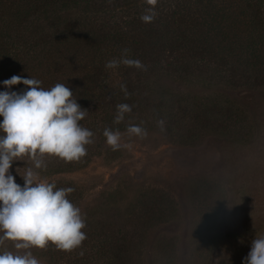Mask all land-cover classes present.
<instances>
[{"label":"rangeland","instance_id":"1","mask_svg":"<svg viewBox=\"0 0 264 264\" xmlns=\"http://www.w3.org/2000/svg\"><path fill=\"white\" fill-rule=\"evenodd\" d=\"M143 1L132 0L136 6ZM9 3L0 0L1 40L15 27ZM127 3L116 1L119 8ZM200 3L216 12L210 31H198L212 55L195 58L191 67L187 62L194 58L187 55L181 72L162 67L169 56L162 64L141 63L126 74L113 68L100 76L92 46L97 37L92 30L89 39L84 36L82 7L56 17L62 25L47 29L46 36L54 33L43 54L23 50L33 57V63L22 62L32 66L26 78L39 79L45 90L71 85L72 98L86 109L78 122L93 133L85 156L66 162L46 154V167L34 169L39 181L73 189L67 199L80 209L86 239L71 251L51 242L17 250L6 240L0 251H31L39 264H242L252 240L264 236V0H194L202 12ZM68 24L76 29L69 47L63 43ZM181 26L184 36L194 35L190 23ZM9 49L0 42V63ZM188 68L202 76L184 78ZM82 70L97 75L83 81ZM207 96L215 101L195 129L187 104ZM121 103L132 110L117 124ZM129 125L143 134L129 135ZM105 128L119 130L120 148L106 143ZM22 160L9 170L21 186L22 175L34 167L28 156Z\"/></svg>","mask_w":264,"mask_h":264},{"label":"clouds","instance_id":"2","mask_svg":"<svg viewBox=\"0 0 264 264\" xmlns=\"http://www.w3.org/2000/svg\"><path fill=\"white\" fill-rule=\"evenodd\" d=\"M157 2L145 0L149 7L141 16L142 21L151 22L155 18ZM123 51L125 55L120 61L110 60L105 67L115 68L119 63L142 67L139 60L127 58V49ZM20 83L28 87L11 90V86ZM0 84L5 88L0 90V245L11 240L15 249L20 250L45 248L51 242L58 250L71 251L86 239L81 231L85 222L80 209L67 199L73 189L39 181L34 169L46 167L42 160L46 154L66 162L85 156V145L93 142V133L78 122L87 114L86 109L81 108L77 99L72 98L73 91L62 83L45 90L39 79L12 75ZM116 107L114 122L118 124L132 109L126 103ZM159 123L163 126V121ZM127 132L140 136L143 129L129 125ZM103 135L113 150L121 147L119 130L105 128ZM24 156L31 159L34 167L22 175L21 186L9 170L14 161ZM0 264H39V261L31 251L23 254L0 251ZM242 264H264V236L252 240Z\"/></svg>","mask_w":264,"mask_h":264},{"label":"trees","instance_id":"3","mask_svg":"<svg viewBox=\"0 0 264 264\" xmlns=\"http://www.w3.org/2000/svg\"><path fill=\"white\" fill-rule=\"evenodd\" d=\"M109 1L115 2L112 5L105 4ZM116 1L124 3L128 1V3L119 8V4H116ZM193 3L194 0H158L155 5V18L151 22H144L141 20V16L145 14V10L149 7L145 1L136 6L132 0H10L9 8L13 12L14 20H9V25L13 23L15 27L7 32L6 37H4L5 39L7 38L6 40L0 39V42L8 43L10 46V49L6 50V54L3 52L5 57L2 58L0 63V81L8 79L12 75L27 77L28 71L31 70L32 66L27 67L22 62L33 63V57L30 55L28 57L27 55L32 47L37 48L39 54H43L46 51L45 47L50 43L47 36L50 37L54 33V31H51L50 33L52 34L45 35L49 26L53 25V28L54 26L56 28L60 27L61 23H55L56 17L60 16L61 13L76 10L78 7H82L84 12V22L81 23V26L86 29L84 36L89 39L88 32L92 30L94 37H97L98 42H95L96 45L93 44L92 46L95 47V50L96 48L98 49V51L96 50V57H98V61L101 62L102 66H98L97 63L95 69L96 71H101L100 76L106 71L113 69L105 67L108 61L121 60L122 56L125 55L124 49L128 50L127 58L139 60L142 64L151 62L162 64L165 57L169 60L170 56L172 60L163 63L162 67L167 71H173V73L181 72L179 68L183 67L187 55L194 58L187 62L189 67H191L195 58L204 59L212 55L210 52L211 45L203 40V36L198 31L204 29L203 27L208 28V23L212 26L211 20L213 19L209 17L214 16L216 12L212 11V14L211 12H206L209 6L200 3L203 7L201 12L198 10L199 7L195 8L192 5ZM182 18L188 20L181 21ZM185 23L192 25L191 32L194 35L190 37L184 36L187 31L183 29L182 32L180 27ZM69 26L70 24L67 27H63L66 33V41L63 43L67 47L73 45V34L76 32L74 26L73 28ZM77 32L80 33L82 31ZM107 36L109 37L107 38ZM98 45L101 46V49ZM27 46H29V52L26 51ZM23 50L27 54L23 55ZM31 55L34 56L33 54ZM93 61L95 62V58ZM204 61L206 60L204 59ZM204 65L207 67L211 66L210 59ZM115 68H122L120 70L124 74L130 72V69H137L134 66H127L123 63H119ZM188 69L183 75L184 78L197 79V75L202 76V72L197 73L198 70ZM146 71L148 70L142 69L140 72L143 74ZM70 73L71 78L80 79L72 71ZM80 75L84 77L83 81H93L92 78H95L97 74L94 71L93 73H88L82 70ZM80 80L82 81V79ZM73 85H75V82ZM23 86L22 83L13 85L11 90L17 91L16 88H23ZM0 90H5L2 84H0ZM214 101L215 99H212L211 96H207L200 103L194 100L189 101L187 107H189V114L194 119L193 127L195 129H197L198 123H202L206 118L204 114L206 111H210ZM192 102L194 104L190 105ZM108 114L106 113L105 116ZM116 127L114 129L121 128L118 125Z\"/></svg>","mask_w":264,"mask_h":264}]
</instances>
